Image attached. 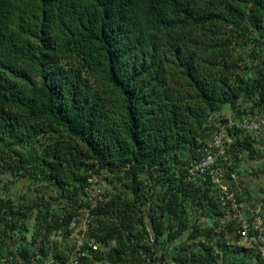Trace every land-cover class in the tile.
<instances>
[{
    "label": "trees",
    "instance_id": "16d2710c",
    "mask_svg": "<svg viewBox=\"0 0 264 264\" xmlns=\"http://www.w3.org/2000/svg\"><path fill=\"white\" fill-rule=\"evenodd\" d=\"M224 108L264 115V0H0V255L67 261L46 232L67 229L87 178L105 174L113 189L91 212L102 249L82 264H262L190 221L222 214L184 166ZM230 136L236 168L264 161V140ZM8 181L43 190L12 199Z\"/></svg>",
    "mask_w": 264,
    "mask_h": 264
},
{
    "label": "built area",
    "instance_id": "2783aa9c",
    "mask_svg": "<svg viewBox=\"0 0 264 264\" xmlns=\"http://www.w3.org/2000/svg\"><path fill=\"white\" fill-rule=\"evenodd\" d=\"M221 114L219 125L210 133L209 138L202 145L198 155L184 166L191 177L199 179L209 185L214 195V202L222 211L216 218L202 217L200 223H209L215 232H224L227 238H233L238 245L255 246L264 264V216L262 213L264 199V163L260 176L259 187L249 191L251 178L243 175L239 167H235L237 157L232 152L234 138L230 136L238 131L250 136L256 141L264 140V115L258 113L242 114L235 119L231 114ZM235 156V157H234ZM246 153L239 157L241 162L246 159ZM239 163V165L241 164ZM101 175L90 176L86 180L78 202V210L67 225V230L81 232L77 238L76 247L67 261L56 264H82L80 257L98 252L102 244L91 235L93 229L91 212L98 204L108 199L99 186ZM249 195V200H248ZM251 198L253 199L251 201ZM248 200V201H247ZM256 201V203H255ZM216 222V223H215ZM231 228V229H229ZM150 245L154 244L151 235L148 237ZM87 246V247H86ZM85 247V252L82 248ZM0 264H26L18 256L17 248L0 255ZM32 264H38L32 261ZM260 264V263H255Z\"/></svg>",
    "mask_w": 264,
    "mask_h": 264
},
{
    "label": "rangeland",
    "instance_id": "374dc122",
    "mask_svg": "<svg viewBox=\"0 0 264 264\" xmlns=\"http://www.w3.org/2000/svg\"><path fill=\"white\" fill-rule=\"evenodd\" d=\"M223 112L228 111L224 108L222 110ZM216 123L215 125H219ZM264 154V153H263ZM264 161L261 158H254V159H245L241 164L239 165V171L241 174L246 175L248 178H251L252 181H250V189L249 191H252L253 189L258 188L260 184V176H261V168ZM110 177H106L105 174H102L99 179V186L104 191L105 196H110L111 191L113 189L111 181H109ZM108 180V181H107ZM9 184V191L8 194L12 195V199H18V198H26V196L31 191L32 194H35L36 196L43 190L41 189L39 183H32L29 184L27 181H19V182H10ZM119 185H116L120 187ZM47 197H52V206L51 208H58L59 210L62 209V205L60 202L55 201L54 198L56 197V194L51 191H47ZM253 199L251 198V201ZM256 203V201H255ZM192 210V209H191ZM191 213V212H190ZM201 216L199 213H191L190 214V221L192 224H198L203 225V223H200ZM36 234V224H35V217L32 216L27 219L26 221V229L22 233V243L26 246H29L31 237ZM46 236L49 239V247L51 248V251L55 250V253H60L64 257H67L68 259L72 256V253L76 247L77 238L81 236V232L76 231L72 234L66 229L62 228L60 230H52L49 232H46ZM149 243V241H147ZM151 243H149L150 245ZM153 246V244L151 245ZM154 247V246H153ZM52 254V253H51ZM158 256V262H161L162 259H164V251H160L157 253ZM50 260V257H48ZM47 264V263H45ZM141 264H152L150 261H147V259H143Z\"/></svg>",
    "mask_w": 264,
    "mask_h": 264
},
{
    "label": "clouds",
    "instance_id": "9594fccd",
    "mask_svg": "<svg viewBox=\"0 0 264 264\" xmlns=\"http://www.w3.org/2000/svg\"><path fill=\"white\" fill-rule=\"evenodd\" d=\"M227 113H228V111H225V112L222 111V114H224L223 116H225V114H227Z\"/></svg>",
    "mask_w": 264,
    "mask_h": 264
}]
</instances>
